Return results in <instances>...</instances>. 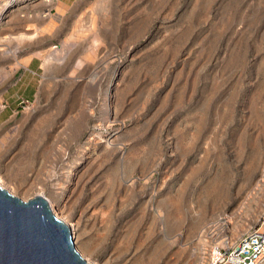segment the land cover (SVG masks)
I'll list each match as a JSON object with an SVG mask.
<instances>
[{
	"label": "rangeland",
	"instance_id": "obj_1",
	"mask_svg": "<svg viewBox=\"0 0 264 264\" xmlns=\"http://www.w3.org/2000/svg\"><path fill=\"white\" fill-rule=\"evenodd\" d=\"M0 38V110L19 67L41 66L35 98L0 118L4 189H74L63 216L85 257L206 264L257 226L264 0H0Z\"/></svg>",
	"mask_w": 264,
	"mask_h": 264
},
{
	"label": "water",
	"instance_id": "obj_2",
	"mask_svg": "<svg viewBox=\"0 0 264 264\" xmlns=\"http://www.w3.org/2000/svg\"><path fill=\"white\" fill-rule=\"evenodd\" d=\"M43 197L22 201L0 187V264H87Z\"/></svg>",
	"mask_w": 264,
	"mask_h": 264
},
{
	"label": "built area",
	"instance_id": "obj_3",
	"mask_svg": "<svg viewBox=\"0 0 264 264\" xmlns=\"http://www.w3.org/2000/svg\"><path fill=\"white\" fill-rule=\"evenodd\" d=\"M256 224L235 239L224 238L220 246L210 248L206 264H264V210ZM71 241L75 249L73 238Z\"/></svg>",
	"mask_w": 264,
	"mask_h": 264
},
{
	"label": "crops",
	"instance_id": "obj_4",
	"mask_svg": "<svg viewBox=\"0 0 264 264\" xmlns=\"http://www.w3.org/2000/svg\"><path fill=\"white\" fill-rule=\"evenodd\" d=\"M20 72L16 76L14 84L2 94L3 109L0 110V118L6 114L9 118L24 102L35 98L40 84L41 66L38 59H30L25 65L19 67ZM4 117V118H5Z\"/></svg>",
	"mask_w": 264,
	"mask_h": 264
},
{
	"label": "bare ground",
	"instance_id": "obj_5",
	"mask_svg": "<svg viewBox=\"0 0 264 264\" xmlns=\"http://www.w3.org/2000/svg\"><path fill=\"white\" fill-rule=\"evenodd\" d=\"M19 36V35H18ZM21 36V35H20ZM20 36L18 38H20ZM17 37V36H16ZM13 38V37H12ZM1 39V38H0ZM1 41V40H0ZM1 45V44H0ZM4 45V44H3ZM1 50V49H0ZM61 57V56H60ZM96 127V126H95ZM81 164V161L76 160L74 161L72 164H70L69 169L74 170L76 169L79 165ZM80 173V172H79ZM71 174V173H70ZM80 175V174H79ZM78 175V176H79ZM71 177V176H70ZM77 178V177H76ZM81 178V177H80ZM69 180V179H68ZM79 180V179H78ZM75 181V180H74ZM80 182V181H79ZM78 184V183H77ZM76 185V184H75ZM0 187L4 188H8L7 183H5V178L3 176V174L0 173ZM64 188V187H63ZM66 188V187H65ZM63 190L62 194H61V198L57 201V202H52L49 199H45L47 201V205L49 207V210L51 211V213L60 221H62L65 226L69 229V233L73 236V240H74V245H75V251L78 253V255L87 263V264H96L95 262H93L91 259L85 257L84 253L81 251L80 247L82 244V238H81V234H80V221L79 222H74L71 220V218L65 217V215L63 216V214H65L71 207L72 201L73 200V195H74V189H69L66 188ZM76 188V187H75ZM10 191V189H9ZM11 193V191H10ZM78 193V192H77ZM35 197H41V194L37 193ZM75 198V197H74ZM87 211V209H86ZM90 216V214H89ZM83 227H85L83 225ZM82 232V231H81ZM85 233V232H84ZM88 233V232H86ZM83 234V233H82ZM86 235V234H85ZM89 238V237H88ZM85 240V239H84ZM134 256V255H133Z\"/></svg>",
	"mask_w": 264,
	"mask_h": 264
}]
</instances>
